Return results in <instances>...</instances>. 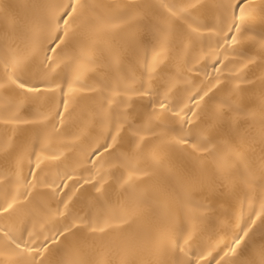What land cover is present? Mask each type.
<instances>
[{
  "label": "bare ground",
  "instance_id": "obj_1",
  "mask_svg": "<svg viewBox=\"0 0 264 264\" xmlns=\"http://www.w3.org/2000/svg\"><path fill=\"white\" fill-rule=\"evenodd\" d=\"M34 2L0 0V82L6 81L14 70L10 63L13 53L28 55L34 42L37 52L28 56L23 71L18 75L39 85L44 93L37 99L24 97L18 90L9 87L0 89V205H4L5 201L11 202L13 196L17 197L14 209L10 213L0 214V236L5 229L19 233L26 228L23 239H34L39 245L45 235L51 236L56 229L70 223L73 217L82 218L85 225L89 221L97 222L101 213L96 205L98 194L93 184L99 180L100 174H105L101 181L105 189L102 199L107 202L109 211H114L126 203L127 194L121 185L131 167H136L141 170L134 177L136 191H143L157 199L162 186L175 185L176 194L170 198L169 206L162 209L147 251L128 257L115 248L107 250L97 246L89 252L93 258L111 261V264H122L126 259H133L137 264L144 260H151L153 264L159 261H169L171 264L179 261L184 264L189 259L197 260L203 255L207 262L216 264V260L224 256L229 247L235 246V239L243 235L242 229L251 227L249 237L245 238L247 246L242 244L235 253L229 252L220 264L226 261L229 264H242V261L250 259L264 244V171L260 168L262 145L257 136L259 122L249 126L241 121V152L247 157L254 176V180L250 181L242 179L237 173L231 182H225L213 173L211 156L201 152L197 155L205 159L197 160L190 155V147L177 145L175 140L185 137L195 141L204 122L220 107L223 100L231 98L249 107L260 104L259 78L264 75V66L259 45L264 38V0H254L251 22L241 33L242 42L235 46L223 45V33L220 32L221 27L226 28L225 21L231 22L232 17V10H226L223 6L234 0H198V7L194 9L188 8V5L197 3V0H80L81 3L94 6L97 15L110 16L117 23H120L118 17L121 13L141 10L137 6L146 5L144 10L154 18L170 16L165 6H172V10L177 13L172 18L175 31L169 47L162 54L163 59L155 70L145 68L146 62L152 65L155 54L153 46L156 41L149 37L147 47H141L138 53L131 50L122 52L123 64L118 76L122 85L134 88L143 85L146 89L150 87L160 93L171 88L169 104L175 111L184 109V112H181L180 117H173L171 112L162 113L154 121V125H158L155 130L159 138L149 139L142 156L125 166L113 158L112 164L103 169L94 167L89 161L97 159L90 157L92 148L103 144L109 131L108 127L98 122L95 115L104 102V96L110 95L108 91L102 93L99 84L100 77L109 69L104 60L100 59L94 71L86 73L79 82H75V65L73 70H65V64L72 57L81 55L99 58L96 48L107 47V41L101 40L93 45L81 20L73 23L72 18L67 16L63 17L69 24L67 36L63 35L65 26L62 21L59 30L52 24L51 28L41 27L34 36L31 33L22 35L12 20L29 15L31 10L26 5ZM43 2L56 6L67 5L72 0ZM183 9H187V12ZM189 25L199 28V38L191 42L186 38L191 31ZM127 27L122 25L125 31L114 33L109 39L118 42L126 34ZM144 30L150 31L151 25H147ZM56 36H60L61 40H55ZM225 47H228L227 52L224 51ZM49 48H54V51H49ZM156 51H159L158 46ZM218 53H222L220 59L223 62L215 64V68L219 69L216 71L214 63ZM45 55L55 62V72L48 73ZM225 55L227 60L223 58ZM247 57H252L253 62L249 63ZM241 76L255 80L257 86L237 97L232 95V89L239 83ZM111 83L115 86L116 82L112 80ZM50 84L54 90H49ZM69 86L73 91L69 92ZM240 87L248 88L244 84ZM203 91H209V94L200 101V107L195 109L199 116H192L191 113L185 116V106L193 107L189 97L197 92L203 94ZM65 100L68 102L66 109ZM132 100L137 102V108L148 102L147 97L133 96ZM57 112L62 113V116L58 117ZM13 115L19 117V120L7 124L3 122ZM184 119H191L192 124H185ZM122 135L125 136V142L119 153L130 155L135 144L128 141L134 138L127 131ZM157 146L162 166H157L152 160V151ZM37 156L40 158L38 168ZM104 158H107V153H104ZM170 170L203 175L205 189L188 193L186 206L194 215H185L177 210L180 207L179 194L185 189L176 184L170 176ZM240 171L247 174L243 167ZM68 176L71 179H66ZM85 180H90V183L85 184ZM76 181L80 182L78 190L73 188ZM62 184H67V187L54 188ZM26 190L30 192L29 196L19 195ZM65 193L72 196L67 209L61 203L67 200ZM57 210L64 215L56 216ZM28 232L32 233L31 238ZM116 235L113 233V237ZM176 242L184 248V252L174 249ZM49 249L46 255L50 259L58 260L63 256V245L59 242H49ZM201 264H205V261H201Z\"/></svg>",
  "mask_w": 264,
  "mask_h": 264
},
{
  "label": "snow or ice",
  "instance_id": "obj_2",
  "mask_svg": "<svg viewBox=\"0 0 264 264\" xmlns=\"http://www.w3.org/2000/svg\"><path fill=\"white\" fill-rule=\"evenodd\" d=\"M253 5L254 0H234L233 3L223 6L226 10H232L231 22L225 21L226 28L221 27L220 29V32L223 33V45L229 46L231 44V46H235L242 42L241 33L245 31L251 22L254 11ZM26 7L31 10L29 15L19 20L15 18L12 20L13 25L18 27L22 35L31 33L34 36L41 27L51 28L52 24H55L56 29L59 30L62 21L65 26L63 35L67 36L69 24L68 20L63 19L67 16L72 18L73 23L78 19L81 20L86 35L92 38L93 45L101 40L107 41V47L96 48L99 58H94L92 55H81L72 57L69 63L65 64V70H73V65H75V82H79L86 73L94 71L100 59L104 60L105 66L109 69L100 77L99 84L101 92L108 91L110 95L104 96V102L95 113L98 122L108 127L109 131L105 136V142L92 148L90 157H97V159H90L89 162L94 167L103 169L106 165L112 164L113 158L120 162L121 166H125L131 160L139 158L142 156L149 139L152 137L159 138L155 130L158 125H154L157 117L167 112H171L173 117H180L181 112H184V109L175 111L169 104L171 88L164 93L153 91L150 87L146 89L143 85L140 88H134L122 85L118 76L123 64L122 52L131 50L133 53H138L141 47H147L149 37L156 41V45L153 46L155 54L152 65H148L146 62L145 68L155 70L156 65L163 59L162 54L168 49L175 31L172 18L176 17L177 13L172 10V6H165L168 7L170 12V16L166 18H154L144 10L147 7L146 5L137 6L141 10L135 13H121L118 17L120 23H117L110 16L97 15L94 6L81 3L80 0H72L67 5L60 4L56 6L47 4L43 0H35L34 3L26 5ZM196 7H198V0L197 3L188 5V8L194 9ZM78 9H80V12H78ZM183 11L187 12V9H183ZM262 12H264V9H262ZM149 24L151 30L145 31L144 29ZM122 25L128 26L126 34L118 42L109 39L114 33L125 31V29H122ZM189 27L191 31L186 38L191 42L199 38V28H193L191 25ZM55 40H61V37L56 36ZM156 46L159 47V51H156ZM259 47L262 54V66H264V38L261 39ZM48 50L54 51V48ZM224 51L227 52L228 47H225ZM36 52L37 47L33 42L28 55L13 53L10 63L14 70L7 76L6 81L0 82V89L9 87L18 90L19 94L24 97L31 96L37 99L44 94L39 85L30 83L28 79L21 78L18 75L19 72L23 71L28 56ZM221 55L222 53L217 54L214 63V70L216 71H219V69L215 68V64L223 62L220 59ZM223 58L224 60L228 59L226 55ZM246 59L249 63L253 62L252 57ZM44 61L48 73L56 71L53 66L55 62L50 57L45 55ZM112 80H115V86L112 85ZM241 84L247 85L248 88H241ZM256 86L257 82L255 80H249L241 76L239 77V83L232 89V95L239 97L242 92L254 90ZM56 87L59 86L56 85ZM259 88L261 100L258 106H242L237 100L231 98L223 100L220 107L204 122V126L200 129L195 141L180 137L175 140V143L190 147V155H193L197 160L203 161L205 159L204 156L197 155L201 152L211 156L214 165L213 173L219 175L225 182H231L237 173L246 181L254 180L247 157L242 155L241 152V121L249 126L257 121L259 122L260 127L257 136L262 145L260 168L264 171V75L259 78ZM49 90H54L51 84ZM90 90L96 91V89ZM71 91L73 89L69 86V92ZM209 91H203V94L197 92L189 97V103L193 107L185 106L187 108L185 116L188 113H191L192 116H199L195 109L200 107V101L208 96ZM133 96L147 97L148 102L146 105L142 104L137 108L135 106L137 102L132 100ZM67 104L68 102L65 100V109ZM56 115L60 117L62 113L57 112ZM14 120H19V117L9 116L3 122L7 124ZM183 122L192 124L191 119H184ZM125 131L134 138V140L130 139L128 141L130 144L133 142L135 144V148L130 155L119 153V149L125 142V136L122 135ZM161 143H163V140H161ZM104 153H107V158H104ZM151 156L157 166H162L158 146L153 149ZM55 158L53 157V159ZM39 159V156H37V168L40 166ZM241 167L246 170L247 174L240 171ZM139 171L141 170L131 167L127 178L121 185L125 194H127V201L118 210L114 211H109L106 206L107 202L102 199L105 196V189L101 181L104 180L105 174H100L99 180L93 184L98 194L95 198L96 205L101 213L95 223L89 221L85 225L82 218L73 217L70 223H65L62 227L56 229L51 236L45 235L43 242L39 245L35 243L34 239H30V241L23 239V234L27 231L26 228L19 233H13L6 229L2 230V236H0V264H111V261L93 258L89 254L90 250L95 249L97 246L107 250L115 248L128 257H134L147 251L148 242L152 239L154 230L157 227V220L162 215V209L169 206L170 198L176 194V187L175 185L162 186L158 192V198L153 199L143 191H136L137 185L134 177ZM30 175H32L31 172ZM170 176L175 179L177 185L185 189L182 194H179L180 207L177 210L185 215H194L192 210L186 206L189 201L188 193L197 189H205L203 175L198 176L192 173H180L170 170ZM66 179H71V176ZM79 183V181H76L73 188H77ZM84 183H90V180H85ZM60 187H67V184L54 186L55 189ZM57 194H59L58 191ZM19 195L27 197L30 192L26 190ZM65 195L67 196V193ZM71 200L72 196H67V200L61 201L65 209L68 208V203ZM16 202V196L12 197L11 202L5 201L4 205H0V214L10 213ZM63 215L64 213L57 210L56 216ZM69 215L71 214L69 213ZM252 223H255V221H252ZM85 228L87 232H85ZM251 231V227L242 229L243 235L235 239V246L229 247L224 256H227L229 252L235 253L242 244L247 246L245 238L249 237ZM113 233L118 235L113 237ZM27 234L30 238L32 237L31 232ZM96 234H99V236L97 237ZM49 242L52 244L59 242L60 245H63V256L60 259L53 260L46 255L50 252ZM185 244H187V241H185ZM173 247L179 252H184V248L178 242ZM208 255H211V253ZM224 256L216 260V264H220ZM201 261L210 264L203 255L197 260L189 259L184 264H201ZM122 264H137V262L133 259H126L122 261ZM141 264H153V262L144 260ZM158 264H171V262L159 261ZM175 264H180V262L176 261ZM225 264H229V262L226 261ZM242 264H264V244L257 252L252 254L250 259L242 261Z\"/></svg>",
  "mask_w": 264,
  "mask_h": 264
}]
</instances>
